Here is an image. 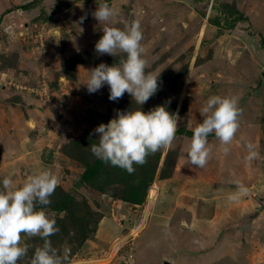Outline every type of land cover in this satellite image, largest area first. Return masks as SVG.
<instances>
[{
    "label": "rangeland",
    "instance_id": "1",
    "mask_svg": "<svg viewBox=\"0 0 264 264\" xmlns=\"http://www.w3.org/2000/svg\"><path fill=\"white\" fill-rule=\"evenodd\" d=\"M36 1L40 3L32 9L22 8ZM100 2L118 11L116 27L121 30L120 15L125 11H131L133 20L140 22L145 71L158 78L157 92L143 106L156 107L168 99L176 105L174 114L180 117L177 127L187 130H190L186 126L189 122L193 127L202 122L199 112L210 96H235L242 109L229 152L223 151L214 133L208 137L210 151L203 168L191 165L184 158L190 138L175 137L172 145L163 149L159 165L162 166L167 150H174L171 157L175 162L174 173L169 179H155L146 203L140 208L130 206L129 209L128 204L105 197L83 183L80 175L84 168L63 151L50 162L45 161L48 150L56 147L60 150L85 131L98 140V134H92L97 127L94 121L97 123L110 113L113 102L109 100V87L105 85L89 94L84 86L89 75L86 70L112 57L95 51L103 32L89 13L94 12ZM76 5L80 11L89 7L84 12H89L91 18L87 16L80 23L81 19L77 20L71 13ZM229 11H235L233 16H228ZM241 14L246 21H237L235 27L229 25ZM49 15L52 20L48 19ZM62 17L67 19L68 27L63 30L66 44L55 53L48 31L63 27L59 23ZM217 19L220 25L215 23ZM9 27H13V34L8 32ZM0 41L3 44V52H0V154L5 158L0 159V185L4 178L10 177L13 187L18 188L28 175L50 169L57 175L58 185L73 193L82 210L91 212L88 218L98 220L97 225H90V237L81 246L61 234L65 239L61 250L74 248L77 252L69 264H126V260L131 261L127 264H160L163 258L174 264H264V251H251L250 262H247L245 258L240 259V253L236 257L232 247L221 244L206 254H193L200 251L203 240L217 237L221 241L222 237L237 231L241 236L255 234L261 239L260 244H264V0H0ZM66 66L70 76L65 73ZM120 99L128 104L132 98L125 93ZM2 115L5 125L9 124L7 129L2 128ZM30 121L34 123L32 126H37L36 130L29 126ZM28 137L42 142L35 145L37 154L32 160L24 155L29 146H25ZM249 142L259 153L251 161L245 159ZM238 183L248 191L232 201L229 196L236 191ZM168 185H171L170 190L165 189ZM197 186L199 188L194 190ZM182 193L195 194L205 200L218 197L213 199L216 203L212 205L213 210L208 207L212 212L208 216L220 215L222 219L218 224L229 229L214 233L211 224L198 223L193 225L194 232L185 223L181 225L183 219L177 220L175 227L181 232L176 230L172 234L178 241L175 252L171 235L162 233L167 227L160 228L159 222L167 221L162 215L166 210L172 213L170 205L174 199L182 200L183 196L178 198ZM192 203L197 205L195 200ZM92 213H99L100 217ZM47 215L53 219L51 213ZM247 217L259 222L243 229L235 226L249 221ZM222 221L225 223L220 224ZM139 224L142 228L137 232ZM132 230L134 235H131ZM70 232L71 237L74 231ZM127 237L130 242L113 256V246ZM34 238L38 236L22 235L21 246L29 239L37 241ZM213 243L215 241L210 246ZM235 250L239 251L237 247ZM22 261L31 264V260Z\"/></svg>",
    "mask_w": 264,
    "mask_h": 264
},
{
    "label": "clouds",
    "instance_id": "2",
    "mask_svg": "<svg viewBox=\"0 0 264 264\" xmlns=\"http://www.w3.org/2000/svg\"><path fill=\"white\" fill-rule=\"evenodd\" d=\"M92 16L99 22L103 32L95 44L96 53L121 58L111 66L100 63L86 70L89 75L84 86L89 94H93L107 85L110 101H118L128 93L137 105L143 106L157 92L158 78L154 73L145 71L147 65L142 58L144 49L140 22L132 20L129 27L121 30L116 27L118 11L106 2L97 3ZM83 19L80 23H83ZM9 28H12L10 33L13 34V27ZM59 30L62 34L61 26L48 31L52 39V33L57 32V43L60 40ZM199 114L203 118L202 122L195 127L191 122L186 125L193 134L186 146L184 158L191 165L203 168L209 157V135L214 133L223 151L229 152L239 128L242 109L235 96L213 95L206 100ZM179 119L178 113L172 114L164 106H156L147 113L142 107L135 111L116 110L113 119L93 130L92 134H98L99 139L98 143L90 146L91 152L97 159L124 169L131 175L135 172L134 164L143 165L149 154L172 145ZM246 147V160L251 161L259 156L253 143L249 142ZM58 183L57 175L50 169L28 175L18 188L13 187L10 177L3 179L0 185V264H18L26 256L28 249L20 244L22 234L29 238L38 236L44 241L42 246L35 249L31 264H65L66 257L58 253L49 239L59 230L56 221L50 219L43 208L38 210V206L47 207L51 204L50 197ZM247 191V187L238 183L229 199L235 201ZM149 198L150 204L151 192Z\"/></svg>",
    "mask_w": 264,
    "mask_h": 264
},
{
    "label": "trees",
    "instance_id": "3",
    "mask_svg": "<svg viewBox=\"0 0 264 264\" xmlns=\"http://www.w3.org/2000/svg\"><path fill=\"white\" fill-rule=\"evenodd\" d=\"M39 3L40 2L37 3V1L33 3L31 2L29 5H25L22 8L32 9L33 7H36ZM234 12L230 13L229 11L228 16H233L232 14H234ZM49 18H51L50 15L48 19ZM241 20L246 21L243 18L242 14L239 15L238 19L236 18L232 22L228 23L232 27H235V25ZM220 22L221 21L218 19L215 21L217 25H220ZM49 39L52 42L51 45L53 46V39L51 37H49ZM65 44L66 39L65 37H63L62 49L64 48ZM120 58L121 57H111L108 62H102L100 60V63H106L107 65L111 66L115 63H118ZM67 70L68 69L66 66L65 73L70 76L69 71ZM75 74L76 73L74 72L72 76L75 77ZM131 100L132 99L129 100L130 103L128 104L124 99H119L118 101L112 102L113 104H115L118 110L125 112L129 110L135 111L142 107V110L147 113L149 110L154 108L151 106L137 105L133 100ZM166 100L167 101H163L156 105L164 106L167 111L174 114L176 105H172V103H170L168 99ZM111 112L112 109L110 107V113L103 116L102 119H99L97 123L96 120L94 121L95 126L98 127L101 123L107 124L110 120ZM32 132L36 133L35 130H33ZM192 134V131L187 130L186 127H178L175 137L187 136L191 138ZM94 143H98L97 139L91 135V132L85 131L79 138L74 139L69 143H65L64 147L61 146L60 150L58 149V147L52 150H48L47 153L49 154L47 155V157H45V161L50 162L53 156H56L58 152L63 151V153H66L72 160L76 161L80 166L82 165V168H84L83 174L80 175V179L83 183L91 185L96 191H98V193H101L103 196H108L110 198H113V200L116 199L119 203L128 204L133 208H140L146 203L149 189L155 182V179H169L174 173L175 162L171 160L174 150L168 151L161 167L159 165L161 163L164 148L160 149L154 154H149L146 158V163H144L143 165H133V167L135 168V172L130 175L124 169L112 166L110 163H105L102 160L97 159L92 154L91 150H88L89 147ZM50 200L51 204L49 206H38V210H40V208H43V210L47 212V214L51 213L52 218L55 219L56 227L59 230L58 232H56L55 235L50 236L49 239L51 240L52 246L58 251V253L62 257H66L65 264H69L74 258V256L77 254V252L74 250L73 247V249L70 250H61L62 243L65 242V239L61 237V234H65L68 237V240L71 238L70 241L72 240V242L79 243V246H81L90 237V225L92 223H95V225H97L98 220L88 218L91 212H89L87 209L82 210L83 207L81 203H76L73 197V193L67 192L60 185L56 187L55 192L50 197ZM93 216H96L97 218L100 217L99 213H94ZM70 230L74 231L71 237ZM33 240L37 241H32L31 239L26 240V242L22 241L24 244L22 246L27 247L28 251L26 256L18 261V264H24L22 260H31L35 249L37 247L42 246L44 243V241L40 237L34 238ZM39 240L41 241L38 242Z\"/></svg>",
    "mask_w": 264,
    "mask_h": 264
},
{
    "label": "crops",
    "instance_id": "4",
    "mask_svg": "<svg viewBox=\"0 0 264 264\" xmlns=\"http://www.w3.org/2000/svg\"><path fill=\"white\" fill-rule=\"evenodd\" d=\"M80 7L79 6H77L76 5V10L75 9H73L74 11H75V13L73 14V15H75L74 17H76V19L78 20V18L79 19H81V18H87V16H88V18H91V17H89V15H88V13L89 12H87V13H85L84 11L86 10V9H88L87 7H84L83 9H82V11H80V9H79ZM89 14H92L91 12L89 13ZM132 20H133V15H132ZM81 21V20H80ZM73 22V21H72ZM73 25H74V23H72ZM62 35H63V37H64V33H62ZM0 118H1V115H0ZM4 120V117H3V115H2V120H1V122H2V124L1 125H4L2 128H5L6 127V129L9 127V124H6L5 125V123L6 122H4L3 121ZM31 124H34L33 122H29V126H32ZM35 130L37 129V126L36 125H34V126H32ZM3 131V130H2ZM31 131H33V130H31ZM39 134L37 135V140H38V138H39ZM0 140H1V137H0ZM26 140V139H25ZM33 141V142H28V141ZM40 143H42L41 141L40 142H36V140H35V137L34 138H31V137H28L27 138V140H26V144H25V146L26 145H28L29 144V146H28V149L26 150V153L24 154L25 155V157H26V159L27 160H29V159H34L33 158V156L35 155V154H37V152H36V150L34 151V149H36V144H40ZM36 145V146H35ZM25 148H27V147H25ZM33 149V150H32ZM0 159H3V160H5V158H4V155L3 154H0ZM15 159V158H14ZM263 167V166H262ZM203 185V187H205V184H202ZM169 188V190L171 189V185H168L165 189H168ZM199 187L197 186L194 190H196V189H198ZM214 190V189H213ZM163 191H165L166 192V190H163ZM234 191V190H233ZM184 195H186L185 197H184ZM181 196H183V199L182 200H180V198L179 197H181ZM178 198L179 199H176V201H175V199L173 200V202L174 203H172L171 205H170V208H172L173 209V211H172V213L170 214L167 210H166V212H165V215H162V218L163 219H167V221H165L164 222V220H161V222H159V226H160V228H162L161 226H165V227H167V229H165V231L164 232H162V233H164V234H170L171 235V237H172V240L174 241V243L172 244V249L176 252V247H177V242L178 241H175L174 239H173V236H172V234H174L175 233V231L177 230V231H179V232H181L180 231V229L178 228H176L175 226H177V220H181V219H183L182 220V222H181V225H183L184 223L188 226V228L191 230V231H194V232H196V228L193 226L194 224H198V223H206V224H211L212 226H213V229L215 230V232L214 233H216V231H220V230H226V229H229V227H223L222 225V227L218 224L219 223V221L222 219V217L220 216V215H218L216 218H214V216H212L211 217V215L210 216H208L209 215V213H212L210 210H208V207L210 208H212V205H216V203H214L215 201L213 200V199H217L218 197H215V198H207L206 200H205V198L204 197H201V196H197V195H192V194H188V193H182V195H179L178 196ZM219 198H222V197H219ZM192 200H195V202L197 203V205H193V203H192ZM197 200V201H196ZM198 200L200 201V203L198 202ZM201 200H203L202 202H201ZM126 205V204H125ZM243 205V204H242ZM194 206H197L198 207V210H197V207H195L194 208ZM188 208V210H186ZM129 209H130V206H129ZM220 209L221 208H219V212H220ZM200 210V211H199ZM212 210H213V208H212ZM198 211H199V213H198ZM203 215V216H202ZM204 215L206 216V217H204ZM264 215V214H263ZM263 215H261L262 217H263ZM128 216L130 217V215L128 214ZM248 218V217H247ZM259 218H260V216H259ZM249 219V218H248ZM252 219V221H250ZM251 219H249V221H243V218H242V223L240 224V226L239 225H235V226H238V228L240 229V228H245V227H248L249 225H255V224H257L259 221H261V218H260V220L258 221V220H253V217L251 218ZM258 219V218H257ZM240 220H241V218H240ZM244 220H245V218H244ZM167 222H169V224L167 223ZM164 223V224H163ZM223 223H225V221H222V222H220V224H223ZM181 225H179V227H182ZM231 227H233L232 225H231ZM230 227V228H231ZM129 228V227H128ZM159 228V229H160ZM237 228V229H238ZM256 233V232H255ZM257 234V233H256ZM217 236V235H216ZM256 235L255 234H252L251 236H241V234H240V232H236L235 234H233V235H231V236H224V237H222V239H221V241H219L218 240V238L216 237L215 239H211V240H203V246L201 247V249H200V251L199 252H197V253H193L194 255H202V254H206V253H208V252H211V251H213V250H215V249H217L218 247H219V245L221 244V246L223 247V246H225V245H228V246H230V247H232V249H234V251L236 252V257H237V253H240V259H242V258H245L246 259V261L248 262L249 261V259H248V257H250V252L251 251H264V244L262 245V244H260V241H261V239H257V237H255ZM213 241H215V243H213L211 246H210V243H212ZM226 242V243H225ZM223 243V244H222ZM210 246V247H209ZM238 248L239 249V251H236L235 250V248ZM211 248V250H209ZM259 249V250H258ZM179 250H181V251H183V249L182 248H180L179 247ZM241 251L244 253L243 254V256L241 255ZM180 252V251H179ZM187 253L188 254H190L189 253V251H187ZM144 255V254H143ZM190 256H191V254H190ZM143 258H144V256H143ZM163 260H167V259H165V258H163V259H161V261H163ZM161 261H160V264H161ZM168 261H170V260H168ZM171 262V261H170ZM250 262V261H249ZM173 263V262H172ZM174 264V263H173ZM249 264V263H248Z\"/></svg>",
    "mask_w": 264,
    "mask_h": 264
},
{
    "label": "water",
    "instance_id": "5",
    "mask_svg": "<svg viewBox=\"0 0 264 264\" xmlns=\"http://www.w3.org/2000/svg\"><path fill=\"white\" fill-rule=\"evenodd\" d=\"M71 13L73 14V13H75V11L74 10H71ZM132 15H133V13L131 11H125V12H123L120 15V17H121V23H122L121 26H122V29L123 30L126 29L127 27H129L130 21H132ZM11 30H12V28H9L8 29V32H10ZM52 37H53V41H54L56 50L57 51L61 50L62 47H63V36L61 34V31L59 30V37L58 38H60V40H59L58 43H57V41L55 39V38H57V32L56 31H54L52 33ZM2 50H3V44L0 41V52H3ZM111 107H112V112H111L110 120L115 117L116 110H118L117 107L115 106V104H112ZM209 250H211V248ZM161 264H173V263L170 262V261H168V260H163V261H161Z\"/></svg>",
    "mask_w": 264,
    "mask_h": 264
},
{
    "label": "built area",
    "instance_id": "6",
    "mask_svg": "<svg viewBox=\"0 0 264 264\" xmlns=\"http://www.w3.org/2000/svg\"><path fill=\"white\" fill-rule=\"evenodd\" d=\"M66 18L65 17H62V19H61V21H60V23L61 24H63V30L64 29H67V25H66ZM133 232H134V230H132V232H131V235H134L133 234ZM128 239H129V237H127V238H125V239H121L120 241H118V243L117 244H115L114 246H113V256L117 253V252H119L120 250H122V249H124L125 248V246L130 242V241H128ZM119 250V251H118ZM127 262H126V264L127 263H131V261H128V260H126Z\"/></svg>",
    "mask_w": 264,
    "mask_h": 264
},
{
    "label": "bare ground",
    "instance_id": "7",
    "mask_svg": "<svg viewBox=\"0 0 264 264\" xmlns=\"http://www.w3.org/2000/svg\"><path fill=\"white\" fill-rule=\"evenodd\" d=\"M142 228V224H139V226L137 227V232H140Z\"/></svg>",
    "mask_w": 264,
    "mask_h": 264
},
{
    "label": "flooded vegetation",
    "instance_id": "8",
    "mask_svg": "<svg viewBox=\"0 0 264 264\" xmlns=\"http://www.w3.org/2000/svg\"><path fill=\"white\" fill-rule=\"evenodd\" d=\"M54 48H55V51H56L55 53H57V52H59V51H60V50H59V51H57V50H56V47H55V45H54ZM61 50H62V49H61ZM55 53H54V54H55ZM1 83H2V82L0 81V84H1ZM1 120H2V119H1Z\"/></svg>",
    "mask_w": 264,
    "mask_h": 264
}]
</instances>
